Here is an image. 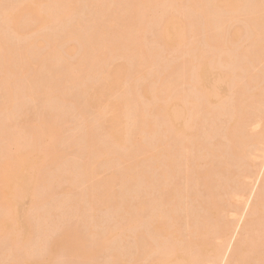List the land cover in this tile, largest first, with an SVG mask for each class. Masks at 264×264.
I'll return each instance as SVG.
<instances>
[{"label":"bare ground","instance_id":"1","mask_svg":"<svg viewBox=\"0 0 264 264\" xmlns=\"http://www.w3.org/2000/svg\"><path fill=\"white\" fill-rule=\"evenodd\" d=\"M56 23L55 36L43 33ZM32 103L55 112L23 134L12 119ZM69 149L76 161L66 162ZM254 150L264 158V0H0V255L9 264H95L96 246L111 264H264V177L240 227L219 214L226 196L248 194ZM65 183L59 203L93 245L78 226L48 232L39 204ZM102 206L116 223L101 229Z\"/></svg>","mask_w":264,"mask_h":264},{"label":"rangeland","instance_id":"2","mask_svg":"<svg viewBox=\"0 0 264 264\" xmlns=\"http://www.w3.org/2000/svg\"><path fill=\"white\" fill-rule=\"evenodd\" d=\"M179 15V16H178ZM177 15V19H178V17H180L178 20H182V18H183V15L182 16H180L181 14H178ZM234 23V22H233ZM232 23V24H233ZM237 23V22H236ZM236 23H234L235 25H236ZM241 24V23H240ZM234 25V27H235V29L237 28V27H239V23H237V27ZM242 25V24H241ZM55 27H59V25L56 23V24H54V25H52L51 26V28H49V29H47L46 31L45 30H43V33H49L51 36H55L56 34H57V31L56 30H54V28ZM233 27V26H232ZM233 30H234V28H233ZM232 28H231V34H232ZM149 39L150 40H152V39H154L153 38V34H150L149 35ZM54 41V40H53ZM54 42H56V43H58L57 41H54ZM70 43V45L71 46H78L79 47V43L76 41V40H70L69 41ZM20 44H22V43H20ZM205 45L206 44H204V42H201L199 45H198V50H197V52H196V54L197 55H199V53H200V51H202V50H204L205 49ZM188 47H184L182 50H186ZM178 51V52H176L174 55H173V59H179L178 60V62H181L182 60H184V55H183V51ZM205 56H207V54H204ZM78 56V55H77ZM172 56V55H171ZM171 56H169L170 57V59H172V57ZM168 57V56H167ZM168 57V58H169ZM73 58V60H75V58L74 57H72ZM72 58H71V60H72ZM133 77H134V75H133ZM140 85H141V82H140V84L138 85V89H140L139 87H140ZM141 88H142V85H141ZM27 104V103H26ZM36 105H38V106H36ZM40 104H38V103H32L31 105L29 104L27 107L28 108H26V114L25 115H19V116H16V117H13V119H12V123H13V125H14V128L16 129V130H20L23 134H24V132H25V130L24 129H27L28 128V125L30 124V123H32L31 125H33L34 123H33V121L35 122V120L37 121V119H41V118H39V117H41V114L42 113H44V114H46V116H44V118L45 117H47V114L50 116V114H52V113H54L55 112V108H54V106H51L50 104L49 105H45V106H40ZM48 112V113H47ZM91 113H92V115L93 114H95L94 113V110H91ZM42 116H43V114H42ZM48 118V117H47ZM203 118V117H202ZM201 117H200V119H202ZM46 119V118H45ZM198 119V118H197ZM200 119H198V120H200ZM224 119L225 118H222V121H224ZM33 120V121H32ZM42 120V119H41ZM41 120H38L37 122H41ZM62 121H63V119H62ZM61 120H59V121H57V123H59V124H57V126L59 125L60 127H64V123L62 122ZM39 122V123H40ZM74 122V123H73ZM71 124H72V126H70V128H72V127H74L73 129H76L77 130V128L79 129L81 126H80V123H78V121H76V119H74V121H73ZM36 123V122H35ZM63 125V126H62ZM58 126V127H59ZM66 128H68V127H66ZM69 128V129H70ZM253 128V131L254 130H256V128L255 127H252ZM252 128H250L251 130H252ZM260 129V128H259ZM72 130V129H71ZM66 131V130H65ZM257 131H258V127H257ZM201 132H202V129H201ZM254 132H256V131H254ZM202 139V138H201ZM216 141V139L214 140V142ZM223 141V140H222ZM226 141L227 140H225V141H223L224 143H226ZM213 142V141H212ZM8 150H9V152L10 153H14L16 150H17V146L16 145H14V144H10L9 145V147H8ZM253 150V149H252ZM259 152V151H258ZM256 153H257V151H256ZM67 154V157H66V162H71V161H76L77 160V157L75 156V154H76V151H73L72 149H69L68 150V153H66ZM260 154V153H259ZM254 155H255V150L252 152L251 151V156H250V158H248V161H249V159H250V162H251V164H252V162L254 163V165L253 166H255L254 168H252V170H251V174H253V176L251 177L250 176V178L248 179H244L245 180V183L247 182V186H248V188H249V190H248V194L245 196V197H243L242 198V200H240V198H241V196L239 197V196H234V195H237V194H235V193H233V196L231 197V196H229V197H227L226 196V199H230V201L232 202H230L229 201V203H231V204H229L228 205V201H227V203L226 204H224L223 203V201L224 200H221V199H218V202H219V200H221V203H223V206L224 207H226L225 209L226 210H223L224 212H221V213H223V214H221V213H219L220 214V217L222 216V218H224V220L226 219V220H228L229 222H231L232 224H235L236 222L235 221H240V217L239 216H245V215H242V214H247L248 213V211H246L248 208L250 209V207H248L247 209H246V202L248 201H251V204L254 202L253 200V198H255V196L257 195V192H259L258 191V189L256 188V190L254 189L255 188V185L256 184H258V186L257 187H260L261 185H259V182L262 180L263 181V177H264V172H263V170H262V168L264 167V162H263V167L262 166H260L261 165V163H262V160L264 161V158L262 157V154L261 155H258V153L255 155V159H254ZM257 155H258V158H260L259 156H261L263 159H257ZM210 159V158H209ZM204 160H206V159H204ZM202 162V161H201ZM206 162V163H205ZM205 162H202L201 163V165H203L204 166V164L206 165L207 164V162H208V160H206ZM115 166H116V164H115ZM203 166H201V167H203ZM206 166H204V168H205ZM49 163H47L42 169H41V173L43 174V175H45V172L47 171V170H49ZM204 168H202V173H203V171H205V170H203ZM206 169V168H205ZM261 169V172H263V174L262 175H260L261 174V172L259 173V171L258 170H260ZM116 171V169L115 168H108V170H106L105 172H104V174H103V172H101L102 174H100V178H102V180L104 179V180H106V179H108V177H110V176H112V174H113V172H115ZM200 171H201V169H200ZM256 173H255V172ZM259 173V174H258ZM256 175H257V177H256ZM260 176V177H259ZM262 176V177H261ZM106 179H105V178ZM183 177V176H182ZM100 178H98V179H100ZM252 178L253 179H255V180H253L252 181ZM261 178H263V179H261ZM182 179V178H181ZM261 179V180H260ZM101 180V181H102ZM103 180V181H104ZM258 180H260V181H258ZM258 181V182H257ZM254 183H255V185H254ZM251 184V185H250ZM261 184H262V182H261ZM235 185V184H234ZM233 185V186H234ZM252 185H254V186H252ZM71 187V186H70ZM86 187H87V184H82V185H80V186H78L77 188H76V190L74 191L75 193L77 192V193H81L82 191H84L85 189H86ZM67 188H69V184H64L62 187H58V188H56L55 190H54V192L52 193V194H49L45 199H44V202L43 203H40L39 204V206H41L40 207V209H41V211L43 210H46L47 212H48V216H51L50 218H48V224L51 226V231H50V228H49V231L48 232H50L49 234L51 235V237H53V238H56V237H59V236H62V235H64V234H66V232L69 230V228L71 227H74L75 228V226H78L79 228V230L83 233V235H86V241H88V243H89V245H93V243H94V241H95V237H93V236H90V235H87L88 233H89V228H87V226H86V224L81 220L82 218H80V217H69L66 213H65V210L64 209H62V206H61V203H59L60 202V200H62V199H66L65 197H66V195H65V193L66 192H64V190L66 191V189ZM73 189V188H72ZM253 189H254V191H253ZM120 190H121V187L120 186H114V188H113V191L114 192H120ZM232 190V188L230 189V191ZM251 190H252V192H251ZM73 191V190H72ZM251 192V193H250ZM256 193V194H255ZM202 194V193H201ZM72 195V194H71ZM70 195V196H71ZM200 195V194H199ZM202 195H204V194H202ZM73 196V195H72ZM248 196V197H247ZM254 196V197H253ZM203 197V196H202ZM231 197V198H230ZM236 197V198H235ZM239 197V198H238ZM72 197H70V199H71ZM233 198V199H232ZM235 198V199H234ZM246 198H248V199H246ZM222 199H225V198H223L222 197ZM228 199V200H229ZM236 199H238V200H236ZM250 199V200H249ZM252 199V200H251ZM244 200H245V202H244ZM198 201L199 200H193L191 203H192V205L193 206H191L190 205V207L191 208H189L188 207V209H192L190 212H192V211H194L197 207H198ZM202 202V201H201ZM241 203V204H240ZM244 203V204H243ZM250 203V202H249ZM250 204V205H251ZM197 205V206H196ZM245 205V206H244ZM244 206V207H243ZM196 207V208H195ZM200 207H201V204L199 203V209H200ZM203 207V206H202ZM197 208V209H198ZM244 209V211H246L247 213H244V211H243V209ZM240 210V211H239ZM242 210V211H241ZM201 211V210H200ZM239 211V212H238ZM189 212V213H190ZM238 212V213H237ZM240 212H241V214H240ZM192 214V213H191ZM33 216H37L36 215V213L34 212V211H32V217ZM55 216V217H54ZM193 216V215H192ZM218 216V215H217ZM216 216V217H217ZM98 217L99 218H97V220L99 221V220H101V222H102V226H100V221H99V227L101 228V227H104L105 225H107V226H109V224L111 225V226H113L115 223H116V221H114V218H113V216H112V213H111V210H109V208L108 207H105V206H102L101 208H100V210H99V213H98ZM219 216H218V218H219V220L220 219H222V218H220ZM53 218H55V219H53ZM190 219H192V218H190ZM243 219H244V217H243ZM245 220H246V218H245ZM245 220L243 221L242 220V222H245ZM97 221V222H98ZM191 221V220H190ZM190 221H189V224H187L188 222H187V218H186V220H184L183 221V223H181V225L183 224V226L182 227H184V225L185 224H187V225H190L191 223H190ZM184 222H186L185 224H184ZM192 222V221H191ZM220 222V221H219ZM41 223V221L40 220H37V221H34L33 222V220H32V232H35L36 231V229H37V225H39ZM52 224H54V225H52ZM237 224V225H236ZM234 226H238V224H240V222L239 223H236ZM181 225H180V227H181ZM187 225L185 226V228H186V231H188V230H190L189 228H187ZM242 225V224H241ZM240 225V226H241ZM240 226H238V227H240ZM99 229V228H98ZM102 229V228H101ZM101 229H99V230H101ZM188 229V230H187ZM234 229H236V227H234ZM234 229H233V231H232V233L234 232ZM183 230H185V229H183ZM181 231V234H184L185 232L184 231ZM241 231H242V228H241ZM240 228H239V230L237 231V238L240 236H238V234H240ZM189 232H187L186 234H188ZM37 235H38V233L36 234V237H37ZM230 238H231V236H230ZM239 239V238H238ZM238 239H236V241L238 240ZM212 240H213V238H212ZM211 240V241H212ZM215 240V239H214ZM213 240V241H214ZM133 243V239L132 238H130L128 241H127V243L129 244V243ZM215 242H216V240H215ZM130 243V244H131ZM219 243V242H218ZM228 243H229V241H228ZM228 243H227V246H228ZM236 243V242H235ZM95 246V245H94ZM122 246H124V245H122ZM226 246V247H227ZM63 247H65V245H64V241H63V243L61 244V246H60V249H58V251H59V255L57 256V257H60L61 255H62V252H61V249L63 248ZM88 250H90V249H88ZM96 256H95V258H94V262H95V264H111V260H110V258L108 257V255H107V253L106 252H104L103 250H101V248H99L98 246H96ZM28 252H29V249H27V250H24V251H22L21 252V254H22V256H23V260H27V259H29V254H28ZM232 254V253H231ZM231 254H228V257H230L231 256ZM230 255V256H229ZM222 259H223V257H222ZM221 259V260H222ZM227 260H228V258H226ZM226 259H224L225 260V262H227L228 263V261H226ZM230 259V258H229ZM10 260H11V256H9V254L8 253H3L2 255H0V264H9V262H10ZM60 259H57L56 261H55V264H61L60 263V261H59ZM224 260L222 261V263L224 264ZM67 264H89V262H87V261H83V262H80L79 260H69V262L67 263ZM219 264H221V261H220V263Z\"/></svg>","mask_w":264,"mask_h":264}]
</instances>
